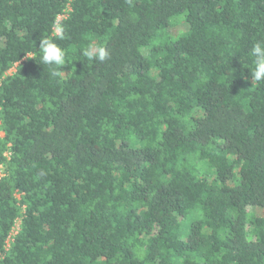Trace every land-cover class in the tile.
Here are the masks:
<instances>
[{
  "label": "trees",
  "instance_id": "1",
  "mask_svg": "<svg viewBox=\"0 0 264 264\" xmlns=\"http://www.w3.org/2000/svg\"><path fill=\"white\" fill-rule=\"evenodd\" d=\"M258 41L264 0H0V264H264Z\"/></svg>",
  "mask_w": 264,
  "mask_h": 264
},
{
  "label": "clouds",
  "instance_id": "2",
  "mask_svg": "<svg viewBox=\"0 0 264 264\" xmlns=\"http://www.w3.org/2000/svg\"><path fill=\"white\" fill-rule=\"evenodd\" d=\"M57 31L62 34V28L58 27ZM40 50L42 51V62L48 65L63 66L66 64L64 51L52 40L41 39ZM252 55L255 57V68L251 73L252 81L264 82V42H256L251 50ZM84 55L88 58H98L100 61H104L108 58V52L103 47H97L93 49L89 46L85 51ZM54 75H58L55 71Z\"/></svg>",
  "mask_w": 264,
  "mask_h": 264
},
{
  "label": "rangeland",
  "instance_id": "3",
  "mask_svg": "<svg viewBox=\"0 0 264 264\" xmlns=\"http://www.w3.org/2000/svg\"><path fill=\"white\" fill-rule=\"evenodd\" d=\"M186 29H187V25H186V23L181 22V23H179V24H177V25H174V26L170 27V28H169V32H170L171 34H177V33H179L180 31H183V30H186ZM1 135H2V132H0V136H1ZM1 173H2V167L0 166V175H1ZM256 212H259V210L257 209ZM187 221H188V219H187ZM17 227H18V223L15 225V227H14V229H13V233L16 232Z\"/></svg>",
  "mask_w": 264,
  "mask_h": 264
}]
</instances>
